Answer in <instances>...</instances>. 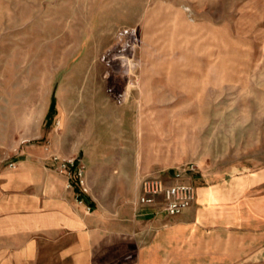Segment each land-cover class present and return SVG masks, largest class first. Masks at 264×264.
I'll return each mask as SVG.
<instances>
[{
	"label": "rangeland",
	"instance_id": "rangeland-1",
	"mask_svg": "<svg viewBox=\"0 0 264 264\" xmlns=\"http://www.w3.org/2000/svg\"><path fill=\"white\" fill-rule=\"evenodd\" d=\"M188 164L263 204L215 207L239 217L215 264H264V0H0V257L72 214L128 217L142 178Z\"/></svg>",
	"mask_w": 264,
	"mask_h": 264
},
{
	"label": "crops",
	"instance_id": "crops-1",
	"mask_svg": "<svg viewBox=\"0 0 264 264\" xmlns=\"http://www.w3.org/2000/svg\"><path fill=\"white\" fill-rule=\"evenodd\" d=\"M253 181V187L262 184L264 172ZM234 199L244 205L245 216L263 219L261 201L242 202L239 177L228 188L196 187L192 206L173 217L150 206H136L132 215L110 220L72 214L54 227L57 235L45 239V245L32 241L5 252L0 264H215V248L220 244L216 237L221 239L216 230L239 219L235 214L222 217L215 207ZM222 240L224 245V236Z\"/></svg>",
	"mask_w": 264,
	"mask_h": 264
},
{
	"label": "built area",
	"instance_id": "built-area-1",
	"mask_svg": "<svg viewBox=\"0 0 264 264\" xmlns=\"http://www.w3.org/2000/svg\"><path fill=\"white\" fill-rule=\"evenodd\" d=\"M120 63H122L120 65ZM133 59L131 56L119 62L118 70L121 68L130 69ZM115 63H113V66ZM123 77V75H121ZM126 92V91H125ZM126 94L121 95L122 99ZM61 171L67 175L69 180L79 191L86 193L84 182V172L82 167H78L74 159H67L60 162ZM197 168L194 164H188L184 168L176 169L169 179L167 176H147L139 181V193L137 206H150L160 209L167 216L173 217L182 214L190 208L196 198V187L188 179L189 175H194ZM70 186V185H69ZM89 210V209H88Z\"/></svg>",
	"mask_w": 264,
	"mask_h": 264
},
{
	"label": "trees",
	"instance_id": "trees-1",
	"mask_svg": "<svg viewBox=\"0 0 264 264\" xmlns=\"http://www.w3.org/2000/svg\"><path fill=\"white\" fill-rule=\"evenodd\" d=\"M54 114H55V97H54V92H53L51 95V100H50V105H49V109L47 112L46 120L51 121Z\"/></svg>",
	"mask_w": 264,
	"mask_h": 264
}]
</instances>
